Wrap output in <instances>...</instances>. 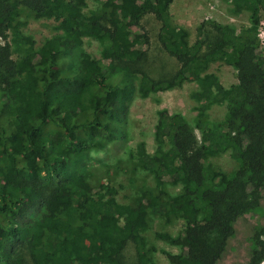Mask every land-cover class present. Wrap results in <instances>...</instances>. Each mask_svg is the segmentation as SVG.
Wrapping results in <instances>:
<instances>
[{
    "label": "trees",
    "instance_id": "obj_1",
    "mask_svg": "<svg viewBox=\"0 0 264 264\" xmlns=\"http://www.w3.org/2000/svg\"><path fill=\"white\" fill-rule=\"evenodd\" d=\"M90 2L94 10L85 18ZM172 0H0V264H126L130 245L136 264H155L144 238L147 213L169 223L184 221L169 264H218L245 215L264 221V50L257 38L259 0H236L251 12V26L235 33L202 22L187 44L172 25ZM59 21L61 36L45 40L18 60L32 40L21 33L20 11ZM157 23L156 40L176 69L149 77L139 67L149 44L140 21ZM86 32L106 40L101 61L81 50ZM12 34L13 44L6 38ZM75 57L64 71L65 59ZM235 70L225 89L212 63ZM115 76L116 80L110 77ZM184 82L200 112L224 106V117L206 115L194 126L181 114L160 112L153 155L136 147V164L156 181V194L121 204L108 184L90 185L83 169L95 139L122 136L133 93L148 96ZM198 133V137L196 132ZM228 153L230 175L218 174L207 156ZM180 183L176 198L166 187ZM247 238L243 264L264 261V225Z\"/></svg>",
    "mask_w": 264,
    "mask_h": 264
},
{
    "label": "rangeland",
    "instance_id": "obj_2",
    "mask_svg": "<svg viewBox=\"0 0 264 264\" xmlns=\"http://www.w3.org/2000/svg\"><path fill=\"white\" fill-rule=\"evenodd\" d=\"M257 12V38L264 50V0L255 5ZM94 10V5L88 2L82 13L87 18ZM168 14L172 25L180 28L187 44L193 43L199 26L202 22H214L226 25L235 33L249 28L251 12L236 5V0H172ZM20 20L25 24L21 29L24 36L29 37L33 44L23 47L16 53L13 50L12 58L18 60L23 54L36 51L47 39L61 36L59 21L54 18L34 19L25 10L20 11ZM140 26L146 31L149 44L145 49V58L140 68L149 77L169 76L177 67L174 60L167 57L161 50L157 40V23L152 16L146 15L140 21ZM12 34H8L6 42L13 44ZM81 50L87 53L93 61L102 62L101 55L106 46V40L92 36L86 32L81 35ZM5 41L0 39V45ZM73 55L65 59L64 71L69 73L74 66ZM206 74L215 76L218 82L228 89L236 84L235 70L222 63H212L208 66ZM116 80L115 76L110 77ZM196 84L184 82L173 89L157 92L148 96L133 93L128 102V112L124 123L117 125L122 136L112 141L95 139V146L88 152V160L83 169L85 179L92 186L98 182L108 184L114 190V197L121 204H130L146 194H156V181L146 170L140 169L136 164V147L142 145L149 156L153 155L157 144L155 143V124L160 112L168 114H181L191 126L195 119L206 115L210 121H220L224 117V106L212 105L205 112H200L191 98L196 91ZM196 135L198 137L197 131ZM214 171L219 175H230L235 169V163L228 153L207 156ZM180 183H172L166 187L169 197L176 198L181 188ZM148 230L144 234L146 246L155 264H169L168 255H178L181 249L173 244L184 228V221L174 218L169 223L152 212L147 213ZM257 225H264V221L251 215H245L234 223V235L228 243L227 252L222 255L218 264H243L248 255L247 238ZM126 264H136L130 245H127L122 254Z\"/></svg>",
    "mask_w": 264,
    "mask_h": 264
},
{
    "label": "built area",
    "instance_id": "obj_3",
    "mask_svg": "<svg viewBox=\"0 0 264 264\" xmlns=\"http://www.w3.org/2000/svg\"><path fill=\"white\" fill-rule=\"evenodd\" d=\"M260 264H264V261H263V262H261Z\"/></svg>",
    "mask_w": 264,
    "mask_h": 264
}]
</instances>
